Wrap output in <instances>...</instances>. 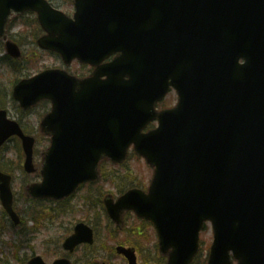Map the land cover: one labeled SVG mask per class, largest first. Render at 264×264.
I'll return each mask as SVG.
<instances>
[{
  "label": "water",
  "instance_id": "95a60500",
  "mask_svg": "<svg viewBox=\"0 0 264 264\" xmlns=\"http://www.w3.org/2000/svg\"><path fill=\"white\" fill-rule=\"evenodd\" d=\"M83 1L78 5L80 16L90 22V0ZM190 1L191 17L199 10V1L206 6L207 29L203 34L197 26L190 29V37L185 30L166 28L152 47L150 9L137 20L140 27L145 18L136 37H128L132 29L123 31L121 38L119 31L111 32L110 39L105 30L99 32L98 43L106 45L110 53L124 51L113 42L117 39L129 41L126 47L133 51L122 52L124 57L111 65L106 82L77 81L58 72L23 81L15 88L14 97L25 109L42 99H52L56 104L55 113L42 123L45 133L53 136V146L46 153L45 183L29 189L34 198L61 199L69 195L82 178L78 168L81 161L90 160L87 174L91 179L100 157L120 159L134 144L156 169L149 199L159 201L163 197L169 200L166 207L174 203L170 216L176 219L188 217L194 210V220H212L217 225L218 242L231 237L233 225L264 213V0H233L225 9L219 0ZM213 2L216 5H211ZM26 10L38 12L41 24L51 35L65 36L73 24L44 0H0L2 38L6 37L5 27L12 11ZM48 38L41 40V46L58 50L56 45L48 44ZM135 48L138 54L133 58ZM7 51L20 56L10 42ZM141 57L145 62H140ZM240 58L246 61L242 66ZM82 60L90 62V46ZM151 72L160 76L154 90L150 79H144ZM125 76L130 80L125 81ZM162 77L172 78V84L179 77L188 78L182 88L183 101L178 110L163 114L158 134L144 136L141 131L155 118L154 104L169 88ZM145 88L153 95L143 100ZM174 117L179 118L178 122ZM13 135L23 140L25 169L34 172V139L25 137L16 123L7 120L6 112H0V147ZM0 193L3 206L18 223L12 210L10 177L1 172ZM136 194L129 193L117 204L107 203L110 216L119 221L123 210H138L136 205H126V200ZM153 206L163 212L160 204ZM164 218L158 221L161 230L166 229ZM255 225L264 238L263 215L256 218ZM92 232L79 225L65 248L73 251L81 242L92 243ZM230 249L222 256L215 252L214 257L227 259ZM119 253L135 264L131 250L120 248ZM174 257L180 258L178 250ZM29 264L44 263L36 258ZM55 264L70 263L61 260Z\"/></svg>",
  "mask_w": 264,
  "mask_h": 264
},
{
  "label": "rangeland",
  "instance_id": "374dc122",
  "mask_svg": "<svg viewBox=\"0 0 264 264\" xmlns=\"http://www.w3.org/2000/svg\"><path fill=\"white\" fill-rule=\"evenodd\" d=\"M56 3V7L63 10L68 15H72L74 13V7L71 3V0H54ZM37 27L33 23V19L29 18L28 16L23 19L19 20L12 33L15 35L16 41H32L35 42L36 38L40 36L41 33L37 32ZM24 51V59L20 63V67L18 69H14L9 63L8 60L3 59L5 56L4 45L0 43V88L6 92V97L4 101H7V105L9 104L8 100L10 101V91L12 86L17 80L22 78L35 76L40 71H43L45 67L49 68H64L61 61L57 60V58L50 54H44L39 49H36L33 44H27L24 42V46H22ZM7 62V63H6ZM80 66L72 64L67 70H71L77 74L81 72L78 70ZM80 69V68H79ZM78 70V71H76ZM28 75V76H26ZM174 98V95L171 96L170 99ZM6 105V106H7ZM10 105H14V107L9 106L10 116L15 120H19L22 116V124L26 127L31 135L36 136L38 139L41 136L39 124L44 115V113L48 109H43L41 107L29 112V113H19L20 109L17 108L15 103L10 102ZM49 147L48 142H41L36 147L35 153V163L40 165L41 163V153ZM18 153H20L19 149V142L18 141H9L6 146L3 148V158L14 160L16 157L18 158ZM133 158V157H132ZM129 164L124 167V169L116 173L111 169V165L106 163L105 167L103 168V179L102 181L90 187V225H92L97 233V237L99 242L95 244V250L97 251L99 245H103L106 247H112L115 244H123L128 243L130 245H138V250L140 252V256L143 260L144 264H151L152 255H153V248L157 250L155 246V237L152 229L147 226L152 235L148 237H136L132 235V232L138 226L136 219H132L131 217L125 218V224L122 228H117L116 225L112 224V222L108 219L105 207H104V199L107 197V189H110L112 192H123L127 187L131 186H141L140 181H143L148 186L147 182L152 175V171L146 166L144 161H138L132 159ZM14 167V165H13ZM105 168L110 171H113L111 175L109 172H106ZM137 171L140 175L139 178H134L128 170ZM16 179H15V190L17 193L21 195V203L19 207L26 208V200L22 196L23 192V185L27 184V182H40L41 177L39 175L36 176H29L28 178L23 175L21 171L16 172ZM88 188V187H85ZM84 188V189H85ZM83 189V190H84ZM82 190V191H83ZM81 191V192H82ZM80 192V193H81ZM78 204L82 205V201H78ZM74 205V202H73ZM70 205V206H73ZM47 207H49L47 205ZM1 209V203H0ZM17 209H18V202H17ZM80 211V209H79ZM51 212V211H50ZM85 215L83 212H76L74 214H70L67 216H61L59 218L53 219L49 216L44 220L46 222V227L44 231L37 232L35 235L36 237L32 239V248H29V245L23 247L20 250L19 245L21 241V237H17L14 235H7L4 234L2 238L3 243H0V261H13L11 264H19L15 262L13 257H19V259L25 258L26 260L30 259L32 256L39 255L44 258L47 263H52L56 258L61 256V248L60 242L66 238L69 234V230L73 228L74 224L78 221L84 220ZM27 229L36 228L37 223L28 220ZM110 221L111 223V231H118L116 232V236L118 237L116 240L112 241L106 234L105 226ZM24 228L16 229L18 231L23 230ZM149 229L142 228V231L149 232ZM120 230H122L120 232ZM14 232V231H13ZM99 232V234H98ZM210 232L205 235V240L209 241L210 239ZM14 245V246H13ZM92 249L84 252L83 250L78 251L71 257L73 262L78 261L81 264H90V252ZM159 254V253H158ZM109 254L104 255V259H108ZM160 257V262L163 263L165 260L163 257ZM115 264H120L121 258L115 257L114 258ZM205 260H207V252L203 251L200 255L196 264H206ZM123 264V263H122Z\"/></svg>",
  "mask_w": 264,
  "mask_h": 264
},
{
  "label": "flooded vegetation",
  "instance_id": "af4514ba",
  "mask_svg": "<svg viewBox=\"0 0 264 264\" xmlns=\"http://www.w3.org/2000/svg\"><path fill=\"white\" fill-rule=\"evenodd\" d=\"M77 211L78 212H80V211L83 212L84 215H85L86 221L89 222V220H90V197L87 199L86 207L82 208L80 211L79 210H77ZM61 212H63V211H61ZM138 229H139V233L138 234L141 237H148V236H151V234H152L151 232L141 231L142 230L141 227H139ZM83 249H88V247L83 246Z\"/></svg>",
  "mask_w": 264,
  "mask_h": 264
}]
</instances>
